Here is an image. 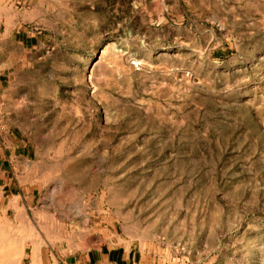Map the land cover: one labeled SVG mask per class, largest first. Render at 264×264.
<instances>
[{"label":"rangeland","instance_id":"rangeland-1","mask_svg":"<svg viewBox=\"0 0 264 264\" xmlns=\"http://www.w3.org/2000/svg\"><path fill=\"white\" fill-rule=\"evenodd\" d=\"M4 34L62 234L264 264V0H0Z\"/></svg>","mask_w":264,"mask_h":264},{"label":"crops","instance_id":"crops-1","mask_svg":"<svg viewBox=\"0 0 264 264\" xmlns=\"http://www.w3.org/2000/svg\"><path fill=\"white\" fill-rule=\"evenodd\" d=\"M31 47L29 39L0 36V264H156L148 252L111 237L86 242L62 234L54 213L38 205L61 194L21 123L25 98L16 74L22 50L26 56Z\"/></svg>","mask_w":264,"mask_h":264}]
</instances>
